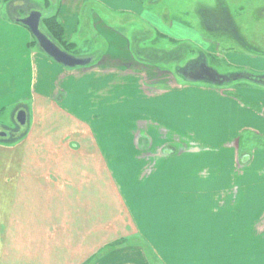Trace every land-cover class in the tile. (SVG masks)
Wrapping results in <instances>:
<instances>
[{
  "label": "crops",
  "instance_id": "obj_1",
  "mask_svg": "<svg viewBox=\"0 0 264 264\" xmlns=\"http://www.w3.org/2000/svg\"><path fill=\"white\" fill-rule=\"evenodd\" d=\"M150 6L57 0L65 41L102 49L75 69L0 14V123L27 116L0 142V264H151L136 237L159 264H264V149L247 145L264 142V53L212 50ZM125 153L131 207L104 160Z\"/></svg>",
  "mask_w": 264,
  "mask_h": 264
},
{
  "label": "rangeland",
  "instance_id": "obj_2",
  "mask_svg": "<svg viewBox=\"0 0 264 264\" xmlns=\"http://www.w3.org/2000/svg\"><path fill=\"white\" fill-rule=\"evenodd\" d=\"M141 1V0H140ZM144 3H150V8L152 12L156 15H162L167 22L177 21L185 26L183 29L188 33L195 34L199 39L207 41L208 43L214 42V47L212 50H215L218 44L221 45V50H234L237 52H258L264 53V0H143ZM155 2V5H153ZM18 4L16 10H9L11 4ZM57 4V0H0V14H4L9 18V16H20L27 17L30 10H34V7H37L42 11L47 13V11H52L54 5ZM49 11V12H50ZM107 19H111L108 12H102ZM54 14V12H53ZM43 16V20L45 19ZM161 16V17H162ZM12 18V17H11ZM113 22V21H110ZM43 23V22H42ZM42 30L45 32L42 24ZM140 27V26H139ZM141 28V27H140ZM139 31L137 28L130 29L132 32ZM130 32V35H131ZM157 32L152 29L151 39H154L153 35ZM137 34H134L132 37H136ZM156 42L165 43L166 46H169L172 54H181L185 57L184 59L193 58L194 53L201 51L200 46H196L192 43L184 44H171L167 40L164 41V37L157 34L155 38ZM34 42L35 39H33ZM61 49L65 50L67 53L78 57V58H87L89 56H100L97 55L98 52H101L102 49L98 45L89 47L88 50H85V45L79 43L78 40L74 43H67L63 39L62 43H58L56 40L52 39ZM94 39H86V41ZM218 43V44H217ZM191 50V53H187L188 50ZM182 50V52H180ZM187 56V57H186ZM193 56V57H192ZM216 58H218L216 56ZM187 59V60H188ZM212 59V58H211ZM101 61V58L97 57V61L93 64H98ZM213 67L221 69L220 71H225L228 69V66L225 62L218 60L211 61ZM230 69V68H229ZM16 115L12 114L5 121L6 123H0V134L5 133L6 137H0V142L12 143L15 139L19 137L22 133L24 134V128L16 122ZM118 125L105 124L104 125V139L105 136L110 135L111 132L115 134L114 128H117ZM121 127V126H120ZM125 130V129H121ZM116 131V130H115ZM121 135L123 133L119 132ZM123 142V141H120ZM133 140H129V144L132 145ZM249 148L258 146L264 149V142H249L247 143ZM125 151H128L125 149ZM130 158V159H129ZM138 157H135V159ZM141 158V157H139ZM133 156L124 155L119 156H107L104 157L105 163L108 164V167L120 165L118 171H114V175L119 177L118 185L114 187L117 194L121 196L123 203L125 201L129 206H135L133 198L140 195L138 191L141 185L134 184L139 183L140 181L133 177V174L130 172V178H128V172L126 169V164L129 162L133 163ZM136 162H138L136 160ZM142 181V180H141ZM137 192V193H136ZM126 206V205H125ZM130 243L128 245H136L140 248L146 250L147 259L151 264H159L158 260L154 254L148 249L143 242L138 239L133 238L128 240ZM124 245H121V247Z\"/></svg>",
  "mask_w": 264,
  "mask_h": 264
},
{
  "label": "water",
  "instance_id": "obj_3",
  "mask_svg": "<svg viewBox=\"0 0 264 264\" xmlns=\"http://www.w3.org/2000/svg\"><path fill=\"white\" fill-rule=\"evenodd\" d=\"M43 15L40 11H32L28 17L18 19L17 23L26 27L35 38L39 48L56 63L68 69L82 68L92 63V58H78L63 49H61L52 38L42 30ZM16 120L19 125L25 126L27 116L24 111L17 114ZM0 137H6L5 133H1Z\"/></svg>",
  "mask_w": 264,
  "mask_h": 264
},
{
  "label": "trees",
  "instance_id": "obj_4",
  "mask_svg": "<svg viewBox=\"0 0 264 264\" xmlns=\"http://www.w3.org/2000/svg\"><path fill=\"white\" fill-rule=\"evenodd\" d=\"M49 11H47V13L45 14L46 16L42 23L43 28L47 35H49L52 39L56 40L58 43H62V40L65 39L64 29L59 21L57 14L50 13Z\"/></svg>",
  "mask_w": 264,
  "mask_h": 264
}]
</instances>
